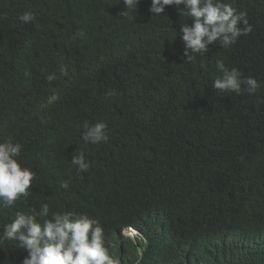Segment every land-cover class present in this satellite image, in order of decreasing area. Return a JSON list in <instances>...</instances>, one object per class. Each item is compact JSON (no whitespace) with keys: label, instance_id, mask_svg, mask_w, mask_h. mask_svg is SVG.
Listing matches in <instances>:
<instances>
[{"label":"trees","instance_id":"obj_1","mask_svg":"<svg viewBox=\"0 0 264 264\" xmlns=\"http://www.w3.org/2000/svg\"><path fill=\"white\" fill-rule=\"evenodd\" d=\"M150 3L0 0V140L19 141L36 172L30 196L0 208V233L46 202L49 217L98 218L121 264H264V0H235L251 33L191 61L183 6L157 16ZM24 12L34 19L20 21ZM218 59L260 87L214 89ZM98 120L110 139L94 145L83 137ZM74 151L88 171L71 164ZM26 255L0 244V264Z\"/></svg>","mask_w":264,"mask_h":264},{"label":"clouds","instance_id":"obj_2","mask_svg":"<svg viewBox=\"0 0 264 264\" xmlns=\"http://www.w3.org/2000/svg\"><path fill=\"white\" fill-rule=\"evenodd\" d=\"M123 3L128 9L136 10L139 0H123ZM234 5L235 0H151L149 12L159 16L166 6L179 9L183 6V14L190 17L192 23H182L179 33L184 44L183 55L191 61L196 54L209 51V45L218 43L228 49L241 36L251 33L247 12ZM19 19L29 23L34 16L24 12ZM216 66L221 75L213 81L214 89L239 95L242 91L254 94L260 87L255 77L244 76L239 68H229L221 59L216 61ZM58 71L60 76L69 75L63 57ZM46 79L51 82L57 75L49 73ZM83 138L94 145L107 143L110 139L107 122L98 120L85 125ZM22 150L23 145L11 137L0 140V208H11L31 194L36 172L25 164ZM71 164L78 173L88 171L91 166L82 151L73 152ZM68 186L67 181L61 184L65 189ZM49 212L50 205L45 202L39 211L35 208L17 211L15 218L4 224L0 244L18 242L19 248L27 252L21 264H121L106 246L104 225L98 218L71 210L55 211L49 217Z\"/></svg>","mask_w":264,"mask_h":264},{"label":"rangeland","instance_id":"obj_3","mask_svg":"<svg viewBox=\"0 0 264 264\" xmlns=\"http://www.w3.org/2000/svg\"><path fill=\"white\" fill-rule=\"evenodd\" d=\"M125 234L129 235L130 237L135 236V231L132 229H126Z\"/></svg>","mask_w":264,"mask_h":264}]
</instances>
